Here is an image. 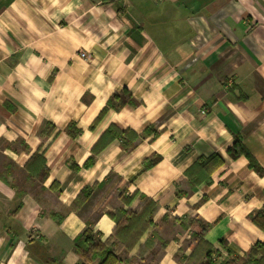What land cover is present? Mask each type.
Masks as SVG:
<instances>
[{
    "label": "crops",
    "instance_id": "1",
    "mask_svg": "<svg viewBox=\"0 0 264 264\" xmlns=\"http://www.w3.org/2000/svg\"><path fill=\"white\" fill-rule=\"evenodd\" d=\"M235 137L264 170V0H0V264H79L87 222L105 242L147 201L155 228L122 264H187L194 217L218 263L244 257L264 174Z\"/></svg>",
    "mask_w": 264,
    "mask_h": 264
},
{
    "label": "trees",
    "instance_id": "2",
    "mask_svg": "<svg viewBox=\"0 0 264 264\" xmlns=\"http://www.w3.org/2000/svg\"><path fill=\"white\" fill-rule=\"evenodd\" d=\"M126 104H134V101L128 91H123L121 93H114L109 99L107 107L120 109ZM70 129L72 128H69V132L73 135L77 133V131ZM124 147L128 146L124 145ZM229 153L233 158L245 154L250 160L251 168L259 175L264 174L262 167L248 154L239 137H235L234 146L229 149ZM158 159L153 160L150 164L157 162ZM93 162V158H89L85 166L89 167ZM220 164L221 159L216 155H211L204 161L196 163L191 168V171L196 172V176L191 183L194 185L201 184L204 181L210 183L211 174L215 170L214 168ZM47 174V170L43 168L41 176L45 177ZM91 193L92 190H82L75 200L73 207L77 210L79 206H82L90 198ZM130 200L131 198L126 199L125 202H129ZM156 209V203L147 201L143 209L138 213L127 211L116 220L110 213L116 222V227L105 242L102 241L100 233L94 232L91 222H87L86 229L74 242V251L81 260L79 264H122L124 261L119 254L120 251L125 247L129 250L133 249L148 230L155 228L152 220ZM252 221L264 230V210L257 212L252 217ZM211 226L199 220L197 217L190 218L184 225V228L192 227L194 229L192 238L196 242V246L191 255L184 260L187 264H264V243L255 244L244 257H236L235 259L218 263V260L222 258L221 254L205 240V235ZM115 240H117V243ZM222 242L226 245L225 241ZM165 244L166 241L163 242V246Z\"/></svg>",
    "mask_w": 264,
    "mask_h": 264
},
{
    "label": "built area",
    "instance_id": "3",
    "mask_svg": "<svg viewBox=\"0 0 264 264\" xmlns=\"http://www.w3.org/2000/svg\"><path fill=\"white\" fill-rule=\"evenodd\" d=\"M81 56H82L83 58H86V57H87L86 53H82Z\"/></svg>",
    "mask_w": 264,
    "mask_h": 264
}]
</instances>
